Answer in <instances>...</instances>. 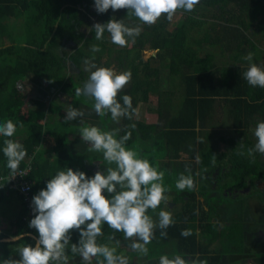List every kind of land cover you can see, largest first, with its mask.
I'll list each match as a JSON object with an SVG mask.
<instances>
[{"label": "trees", "instance_id": "16d2710c", "mask_svg": "<svg viewBox=\"0 0 264 264\" xmlns=\"http://www.w3.org/2000/svg\"><path fill=\"white\" fill-rule=\"evenodd\" d=\"M94 3L95 0H0V124L10 119L17 125L13 137L0 136V172L4 177L0 183V200L16 193L22 203L21 212L13 223L15 232L0 233V248L4 250L0 259L20 258L18 248L11 250L9 246L36 244L30 236L13 243L2 242L3 239L21 233L38 238L37 231L29 227L35 214H30V205L17 191L10 189L6 180L11 171L3 153L5 139L15 142L22 139L21 144L28 155L18 170H28L25 179L31 184L32 198L46 189L48 180L58 171L71 168L92 178L98 169L99 156L88 153L86 150L91 146L81 138V129L89 125L74 121L65 123L69 107L59 98L69 89L76 95V88H82L88 80L90 66L85 65V60L96 67L116 65L120 73L130 71L132 78L127 85L132 87L131 92L140 95L143 103L148 102L151 94L158 97L157 126L155 131L147 134L153 140L151 150L138 144L145 138L139 133L146 131L144 122L126 119L119 126L109 113L93 125L102 131H116L114 138L117 140L131 132L125 147L140 151L138 158L147 159L158 171L164 172L163 185L169 189L166 193L173 192L174 204L180 205V210L172 216L173 225L164 230L158 226L155 229V239L149 244L151 256L161 257L168 250L172 257L182 255L185 259L220 264L226 254L247 253L246 234L255 245L264 247V241L259 240L264 239V154L254 152L249 155L248 152L257 143L252 131L258 122L264 121V88L251 86L244 78L250 66L244 57L249 53L253 54L251 63L264 67V49L253 41L255 31H261L264 36V0H201L194 11H179L183 17L176 30H173L172 22L179 12L172 21L162 17L156 24L147 25L129 14L128 9H109L103 14L95 11L103 24L115 18L127 27L141 28L139 36L127 38V46L116 49L114 59L109 57L105 63L103 57L111 53L106 41L109 33L106 31L102 40H96L92 28L88 33L82 30L87 15L84 10H91ZM229 8L236 11H227ZM216 9L220 10L221 16H227L226 24L213 21L211 28L205 29L206 36L196 39L195 33L200 34L206 24L204 12ZM213 17L217 18L215 14ZM9 20L17 26L22 22L26 33L22 44L7 28L6 21ZM71 43L74 45L70 50L62 49ZM93 46L99 47L100 51L93 53ZM146 50L156 51V55L145 61ZM69 65L77 70L78 83L69 76ZM29 75L43 81L46 90L56 99L43 107L28 99L20 85ZM175 85L182 88L180 102L175 101ZM74 98L70 107L94 105V100L89 97L76 95ZM118 99L123 104L121 94ZM217 112H221L220 120H216ZM21 122L23 127H20ZM216 132L227 145V150L222 153L211 144ZM226 134L229 140L224 138ZM47 136L55 140L51 150L43 144ZM73 139L82 142L85 150L73 151L70 148ZM219 158L223 160L220 175L216 174L217 179L211 186L202 184L198 191L196 188L191 191L176 188L181 174L191 173L195 182L198 172L215 169V161ZM105 195L108 194L105 192ZM199 195L204 204L198 200ZM251 197L240 211L228 210L229 218L220 213L221 209H226L228 200ZM164 207L162 203L155 211L149 209L148 215L154 219ZM255 212L261 214L258 220L254 217ZM184 230H190L192 234L184 237L181 235ZM102 231L97 243L116 247V254L123 255L119 245L126 241L124 234L107 224L102 225ZM161 231L167 232L166 238L161 237ZM79 240V230H72L67 250L69 261L80 258L70 251L71 243L78 245ZM116 241H119L118 245ZM217 242L219 247L212 248ZM124 256L132 264L134 256Z\"/></svg>", "mask_w": 264, "mask_h": 264}, {"label": "clouds", "instance_id": "9594fccd", "mask_svg": "<svg viewBox=\"0 0 264 264\" xmlns=\"http://www.w3.org/2000/svg\"><path fill=\"white\" fill-rule=\"evenodd\" d=\"M200 4L201 0H95L94 7L100 14L109 9H128L129 14L135 15L143 24L154 25L162 17L172 21L179 11L192 12ZM93 31L96 40H102L107 31L112 43L124 47L129 42L127 38L140 35L141 28L127 27L123 21L113 18L106 24H95ZM91 51L99 52L100 48L93 46ZM244 59L250 62L244 73L245 80L251 86L264 88V67L251 63L252 53ZM84 63L90 66V75L82 88H76V95L93 99L94 111L101 117L110 113L112 121L117 123L121 118L131 119L137 112L133 108L132 98L123 95L121 104L118 95L130 83L132 73L127 71L117 74L112 69L96 67L89 60ZM83 116V111L71 106L64 122L76 121ZM20 127H23V122ZM16 131L17 125L10 119L0 124L2 137H13ZM115 136L116 131H102L96 126L81 129L82 140L91 146L89 151L102 152L104 160L109 165L114 164L115 168L108 167L106 173L98 171L92 178L71 168L58 171L48 180L46 189L33 197L32 208L35 215L29 227L38 233L35 246L19 245L17 251L20 258L2 259L0 264H69L67 250L72 230H79L80 240L78 245L71 243L70 251L73 256L81 257L82 264H91L93 258H98L97 264H129L126 256L116 254V247L97 243V238L103 235L104 224L122 232L126 240H131L129 246L133 251L144 256L148 254L147 245L155 239L157 226L164 230L174 224L169 211H159L158 225L148 215L149 209L155 211L162 203L167 206L169 197L165 193L169 189L163 185V171H158L147 159L138 158L137 152L125 147L131 138V132L119 140ZM254 136L257 143L248 150L249 155L254 152L264 154V121L257 123ZM4 145L7 168L15 177L28 153L21 143L12 139H5ZM176 188L181 191L194 190L195 182L191 173L181 174ZM191 234L190 230L181 233L184 237ZM160 235L166 238L167 232L161 231ZM23 236L21 233L11 237V240L19 241ZM116 243L118 245L119 241ZM100 257L103 259L100 260ZM159 264H207V261L185 259L182 255H175L173 258L162 255Z\"/></svg>", "mask_w": 264, "mask_h": 264}, {"label": "rangeland", "instance_id": "374dc122", "mask_svg": "<svg viewBox=\"0 0 264 264\" xmlns=\"http://www.w3.org/2000/svg\"><path fill=\"white\" fill-rule=\"evenodd\" d=\"M96 9L95 7H93L91 10L87 11V10H84V12L88 15H86V19H84V21H86L84 23V25L82 26V30L83 32H89L90 29L94 28V25L97 24V23H100V24H103L101 20H99L96 16ZM220 10L216 9V10H213V12H204V20L206 21V24L204 25V27L201 29L202 31H200V34H196L195 33V38L197 39L198 37H201V39H203L204 36H206V31L205 29H210L213 21H215L216 23H221V24H226V20L228 19L227 16H221L220 13H219ZM227 11H233L235 12L236 9L234 8H229L227 9ZM215 14V16L217 18H214L213 15ZM183 17V14L181 12H179V14L175 17V19L173 20L172 22V25L173 26V30H176L177 29V26H178V22L182 21ZM10 32L12 31L13 34L15 35V37L19 40V42L22 44V42L25 40V37H26V33L24 32V26H17V27H10ZM255 31V30H253ZM251 31V33L253 32ZM256 32V31H255ZM255 37L253 39V41H255L256 43H259L260 44V48L261 49H264V36L262 34L261 31H257V33H255ZM106 41L108 42V46L109 48H111V53L110 54H105V56L103 57L102 61L103 63H105L106 61H109V57L111 59H114V55H116V49H120L121 46L119 45H115L114 43H112L111 41V37L109 34H106ZM74 44H70L68 46H65L63 47L62 49L63 50H70V48L73 46ZM152 55H156V51L154 52H150L149 50H146V54H145V61L149 59L150 56ZM109 69H112L114 72H116L117 74L120 73V70L117 68L116 65L114 66H111ZM69 76L73 78V82L75 83H78V78H77V70H75V68H73L71 65H69ZM174 85V84H172ZM131 86L130 85H127L125 86V88L123 89L122 92H120L119 94H121L122 96L123 95H129L131 98H132V104H133V108L137 109V112H135L132 117H131V121L133 122H144L145 123V133L142 131V132H139L141 135L145 136L144 140H141V142H138V144H144V147H148V149H153V140L151 139V137L148 134V131L150 132H153L155 131V127L157 126V121H158V115H157V107H158V97L157 95H153L151 94L150 97H149V100L148 102L146 103H143L141 100H140V95L139 94H134V92H131ZM20 89L22 91L23 94H25L27 96L28 99L32 100V102L35 104V105H38V107H43L44 105L47 104V102L51 101L52 99H56V97L51 94L50 92H48L46 90V87H45V83L43 81H41L39 78H37L36 76L34 75H29L27 78L24 79V81L22 82V84L20 85ZM68 91V92H67ZM65 93L61 94L60 95V101H62L63 103H65L66 106L70 107L69 104L70 102L72 101V98H74V93L71 89L67 90ZM179 92H182V88L181 87H176L175 85V101H178L180 102L181 101V98L180 97V93ZM72 93V94H70ZM134 98H138L139 100H136L134 101L133 99ZM75 99V98H74ZM44 103V104H43ZM69 109V108H68ZM77 109H80L81 111L84 112V116L81 118V119H78L74 122L76 123H79V124H87V125H95V123L98 121L99 118H104V117H101L99 116L95 111H94V107H87V106H84V105H79L77 107ZM66 114V113H65ZM216 120H220L221 118V112H217V116H216ZM128 119V118H121V120L119 121V123L115 122L117 125H122L124 123V121ZM218 129H216L217 131ZM254 135V131H252V133ZM219 135H217V132H216V135L214 137H212V146L215 148H217V151L222 153L223 151H226L227 150V145L225 144V142H223L222 140H220L218 138ZM224 138L226 140H229L230 137L226 134L224 136ZM18 143H21L22 142V139L21 138H18L17 141ZM144 142V143H143ZM43 144L45 145L46 148H49L51 150V148L53 146H55V140L52 138V137H45L44 141H43ZM70 148L73 150V151H84L85 150V145L82 144V142H78L76 141L75 139L71 140V143H70ZM89 148V147H88ZM87 148V152L88 153H92V154H95L98 157L99 161L97 162L98 163V169L95 171V174L98 172V171H103L106 173V170L108 167H113L114 164L112 165H109L107 163V161L104 160V157H103V154L102 152H95V151H89V149ZM84 149V150H83ZM140 149H143L140 148ZM134 151L136 152V150L134 149ZM153 151V150H152ZM138 155L140 153L137 152ZM264 157V155H263ZM223 160L222 159H216L215 161V169L213 170H207V171H204V172H198V175H197V178H196V181H195V188L196 190L198 191V189H200L201 185L202 184H207L209 186L212 185V183L217 179V173L220 175V168L222 167V162ZM87 167H89V163H86ZM217 169V170H216ZM224 171V170H223ZM247 191L244 190L243 192L245 193ZM166 195L169 197V200H168V203H167V206L164 207V211H169L172 213V216L177 213L179 210H180V205L178 204H174L173 202V199H174V196L175 194L172 192V193H166ZM12 199H14V203H16L17 206H19V208H21L22 206V203H21V199H20V196L19 195H16V193L13 194V196H11ZM18 198V199H16ZM16 200L18 201V203L16 202ZM198 200L200 202H203L204 204V199L199 195L198 196ZM249 200H252V197L251 199L249 198H237L236 199H230L227 201L226 203V209H221L220 213L222 214V216L224 218H229L227 216V212L228 210H235V209H238L240 211L239 208H242L241 206L246 205V203L248 204ZM257 200V197L256 198H253V201H256ZM256 209V208H255ZM19 209L18 210H13L12 212V216H15L13 217L14 219L16 218L17 216V213H18ZM249 213V210H247ZM30 214H34V213H30ZM241 216V215H240ZM261 214L259 215L258 212H255L254 213V217L257 219L258 217H260ZM214 220L215 219V216H214ZM258 220V219H257ZM153 221L156 223V224H159V215L158 217H155L153 219ZM263 231V230H262ZM247 239V240H246ZM245 240H246V243L247 244V249L248 251L250 252V257L251 259L249 258V261L251 264H255L254 262V259L255 257H258V258H261L262 256H264V247H258V245H255L253 242H252V238L249 236V234L245 236ZM260 242L264 241L263 238H259ZM16 242V241H15ZM7 243H13V242H7ZM259 243V242H258ZM121 244H124V243H120ZM126 248H129L130 249V244H124ZM264 245V243H263ZM19 246H9L8 248L9 249H15V248H18ZM148 247V251H149V245H147ZM3 248H0V254L3 253ZM165 253H169V252H165ZM249 254V253H248ZM167 256H172L171 255H167ZM95 259V258H93ZM2 260V259H0ZM237 263V262H236ZM69 264H82V259L81 257L78 258V259H74L72 261H69ZM235 264V263H233Z\"/></svg>", "mask_w": 264, "mask_h": 264}, {"label": "crops", "instance_id": "0c3cea01", "mask_svg": "<svg viewBox=\"0 0 264 264\" xmlns=\"http://www.w3.org/2000/svg\"><path fill=\"white\" fill-rule=\"evenodd\" d=\"M12 22H13L12 20L6 21V24L8 26L7 28L17 27V25L13 24ZM21 23L22 22H20L18 24V26H21ZM16 199H18V198H16ZM16 202L18 203L17 200H16ZM18 209H19V211L17 213V216L21 212L22 206H21V208H19V206H17L16 203H14V199H12V197H10V196L8 198H4V200H0V233H11L12 234L15 232L16 226H13V223L16 222L17 216L14 219L13 217H15V216H12V212H13V210L16 211ZM3 240H5V239H3ZM246 240H245V243H246ZM252 242H253V240H252ZM121 243L131 244L132 241L126 240V241H123ZM124 244L119 245L120 246L119 251H121V253L123 255L132 254L134 256L133 260H132V264H159L160 257L151 256L149 251H148V254L146 256L141 255L140 253L133 251L131 248L130 249L126 248ZM219 244L220 243L217 242V244H214L212 248H218ZM245 245H246V251H247V253L245 255L226 254L223 256L220 264H233V263H236V261H238L240 264H251L249 261V258L251 259L250 252L247 249V244H245ZM166 252H169V253H166V255H170L172 253L168 250ZM169 258H173V257L169 256ZM253 259H254L255 264H264V256H262L261 258L255 257ZM91 264H97L96 260L93 259Z\"/></svg>", "mask_w": 264, "mask_h": 264}, {"label": "built area", "instance_id": "2783aa9c", "mask_svg": "<svg viewBox=\"0 0 264 264\" xmlns=\"http://www.w3.org/2000/svg\"><path fill=\"white\" fill-rule=\"evenodd\" d=\"M28 170H17L15 177L11 174L7 177L10 183V189L17 191L21 196L24 197V201L30 205V212H33L32 201L33 198L30 195L31 184L25 179ZM4 180V177L0 175V182Z\"/></svg>", "mask_w": 264, "mask_h": 264}, {"label": "water", "instance_id": "95a60500", "mask_svg": "<svg viewBox=\"0 0 264 264\" xmlns=\"http://www.w3.org/2000/svg\"><path fill=\"white\" fill-rule=\"evenodd\" d=\"M25 236L33 237L36 241L38 240V238L35 237V236L32 235V234H29V235H28V234H27V235L24 234L23 238H24ZM2 242H15V241H12L11 238H9V239L2 240Z\"/></svg>", "mask_w": 264, "mask_h": 264}, {"label": "bare ground", "instance_id": "6f19581e", "mask_svg": "<svg viewBox=\"0 0 264 264\" xmlns=\"http://www.w3.org/2000/svg\"><path fill=\"white\" fill-rule=\"evenodd\" d=\"M0 171H1V170H0ZM0 175H1V172H0ZM10 175H11V174H10ZM8 176H9V175H8ZM6 180H8V179L6 178ZM1 182H2V181H1ZM1 182H0V183H1ZM8 182H9V181H8ZM9 186H10V184H9Z\"/></svg>", "mask_w": 264, "mask_h": 264}]
</instances>
